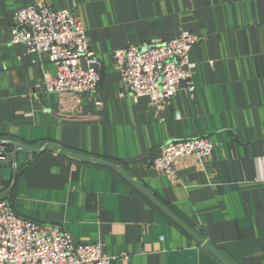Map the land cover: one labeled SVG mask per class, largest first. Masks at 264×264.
<instances>
[{
	"label": "crops",
	"instance_id": "crops-1",
	"mask_svg": "<svg viewBox=\"0 0 264 264\" xmlns=\"http://www.w3.org/2000/svg\"><path fill=\"white\" fill-rule=\"evenodd\" d=\"M34 3L80 19L93 93H46L48 56L10 43ZM185 31L199 37L194 92L160 109L120 98L112 52ZM189 138L211 142L207 161L181 160L174 178L152 169L159 147ZM0 141L12 211L99 243L110 264H264V0H0Z\"/></svg>",
	"mask_w": 264,
	"mask_h": 264
},
{
	"label": "built area",
	"instance_id": "built-area-1",
	"mask_svg": "<svg viewBox=\"0 0 264 264\" xmlns=\"http://www.w3.org/2000/svg\"><path fill=\"white\" fill-rule=\"evenodd\" d=\"M11 44L23 45L29 53H44L55 67L45 73L49 94L80 96L93 93L101 76L98 58L88 46L79 18L68 10L34 3L18 9L13 17ZM199 37L188 31L169 41L145 46L129 44L112 52L122 80L120 98H146L157 109L168 104L175 93L194 92L191 48ZM82 63H85L83 66ZM207 138H189L162 145L151 161L159 175L174 178L183 159L200 164L211 157ZM10 158L9 147L0 141V160ZM0 181V264H110L99 243L77 244L58 226L43 225L18 217L10 208ZM200 247H208L200 241Z\"/></svg>",
	"mask_w": 264,
	"mask_h": 264
},
{
	"label": "water",
	"instance_id": "water-1",
	"mask_svg": "<svg viewBox=\"0 0 264 264\" xmlns=\"http://www.w3.org/2000/svg\"><path fill=\"white\" fill-rule=\"evenodd\" d=\"M15 148H16V150H17V147H15ZM16 150H15V151H16Z\"/></svg>",
	"mask_w": 264,
	"mask_h": 264
},
{
	"label": "trees",
	"instance_id": "trees-1",
	"mask_svg": "<svg viewBox=\"0 0 264 264\" xmlns=\"http://www.w3.org/2000/svg\"><path fill=\"white\" fill-rule=\"evenodd\" d=\"M200 242V241H199Z\"/></svg>",
	"mask_w": 264,
	"mask_h": 264
}]
</instances>
